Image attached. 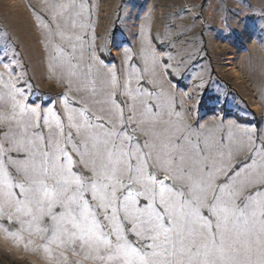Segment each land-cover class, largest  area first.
I'll return each instance as SVG.
<instances>
[{
	"label": "rangeland",
	"instance_id": "obj_1",
	"mask_svg": "<svg viewBox=\"0 0 264 264\" xmlns=\"http://www.w3.org/2000/svg\"><path fill=\"white\" fill-rule=\"evenodd\" d=\"M7 85L17 90L16 100L48 115L53 127L50 113L56 114L77 143L87 133L69 127L68 115L81 109L93 123L141 142L152 143L155 134L174 126L191 128L193 136H223L231 147L212 169L213 183L223 184L254 161L264 162V0H0V144L5 148L4 133L18 131L15 121L3 119L13 112ZM143 102L159 117L145 114ZM66 150L75 171L88 175L91 158L82 160L72 141ZM5 168L12 183L24 182L11 165ZM150 171L161 180L169 175L163 166ZM120 179L130 183L127 173ZM4 180L0 174V264H101L85 259L78 245L62 247L50 232L38 231L44 225L29 223L15 198L8 201ZM129 239L140 242L134 235Z\"/></svg>",
	"mask_w": 264,
	"mask_h": 264
},
{
	"label": "snow or ice",
	"instance_id": "obj_2",
	"mask_svg": "<svg viewBox=\"0 0 264 264\" xmlns=\"http://www.w3.org/2000/svg\"><path fill=\"white\" fill-rule=\"evenodd\" d=\"M7 86L13 112L3 119L15 121L18 131L9 128L4 133L9 147L0 144L4 195L9 202L15 198L17 211L31 217L29 223L44 225L38 231L50 232L53 242L78 245L85 259L101 264H264V162L254 161L216 185V157L231 147L223 136H193L191 128L174 126L155 134L152 143L141 142L126 131L93 123L81 109L68 115L69 127L87 133L77 143L56 114L50 113L53 127L48 115L41 117L16 100L12 93L17 90ZM143 103L145 114L159 117L153 105ZM69 141L82 160L91 158L88 175L75 171L66 150ZM6 163L23 175V183L11 182ZM156 166L169 174L164 180L150 171ZM126 173L130 183L125 185L120 177ZM169 178L174 183H167ZM134 184L140 190H133Z\"/></svg>",
	"mask_w": 264,
	"mask_h": 264
}]
</instances>
